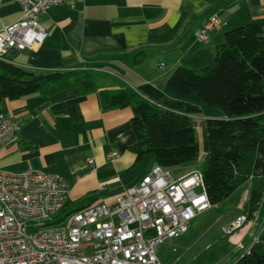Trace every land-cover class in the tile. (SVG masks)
Wrapping results in <instances>:
<instances>
[{
	"label": "crops",
	"instance_id": "crops-1",
	"mask_svg": "<svg viewBox=\"0 0 264 264\" xmlns=\"http://www.w3.org/2000/svg\"><path fill=\"white\" fill-rule=\"evenodd\" d=\"M211 15L217 24L199 41L197 32ZM21 16L18 2L0 0V28ZM256 18H264V0H78L49 7L37 15L46 30L43 42L11 50L8 57L33 72L89 69L95 89L2 100L0 110L15 117L20 130L16 139L0 146V168H35L65 177L70 182L65 212L113 203L155 162L151 154L137 159L129 149L135 141L131 108L102 109L100 91L132 89L164 108L177 101L196 104L200 136V121L222 113L197 96L169 88L167 80L178 66L198 70L210 65L224 32ZM110 151L118 155L107 159ZM192 170L198 168L174 177ZM231 259L216 264H231Z\"/></svg>",
	"mask_w": 264,
	"mask_h": 264
},
{
	"label": "trees",
	"instance_id": "trees-1",
	"mask_svg": "<svg viewBox=\"0 0 264 264\" xmlns=\"http://www.w3.org/2000/svg\"><path fill=\"white\" fill-rule=\"evenodd\" d=\"M223 35L210 65L198 70L178 66L167 80L169 88L197 96L222 113L200 121V136L195 119L200 108L193 103L177 101L164 108L132 89H103L101 106L131 108L135 141L129 149L137 159L151 154L156 165L168 169L196 161L202 153L198 170L211 206L250 180L245 219H255L256 230L231 264H264V18ZM69 88L93 91L89 69L33 72L10 57L0 58V102ZM65 208L63 215L75 211L65 212Z\"/></svg>",
	"mask_w": 264,
	"mask_h": 264
},
{
	"label": "built area",
	"instance_id": "built-area-1",
	"mask_svg": "<svg viewBox=\"0 0 264 264\" xmlns=\"http://www.w3.org/2000/svg\"><path fill=\"white\" fill-rule=\"evenodd\" d=\"M14 1L22 16L0 28L1 59L43 42L39 13L78 0ZM216 24L211 15L197 39L205 41ZM19 130V121L0 110V146L16 139ZM117 155L110 151L106 158ZM69 189L70 182L57 173L0 168V264H160L157 245L180 236L211 206L199 170L174 177L156 164L137 185L116 194L113 203L97 202L63 215ZM244 220L245 215L237 217L223 232L231 233Z\"/></svg>",
	"mask_w": 264,
	"mask_h": 264
},
{
	"label": "rangeland",
	"instance_id": "rangeland-1",
	"mask_svg": "<svg viewBox=\"0 0 264 264\" xmlns=\"http://www.w3.org/2000/svg\"><path fill=\"white\" fill-rule=\"evenodd\" d=\"M199 165L200 159L168 169L173 176H178L191 168H199ZM250 185V180L242 183L216 205L197 214L189 222L186 232L157 245L156 254L163 264H216L231 257L235 260V247L238 246L239 252L243 251L255 233L256 221L245 219L231 233L225 234L223 228L246 214L244 204L249 197Z\"/></svg>",
	"mask_w": 264,
	"mask_h": 264
}]
</instances>
